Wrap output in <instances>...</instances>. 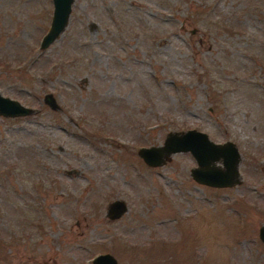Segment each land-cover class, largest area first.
<instances>
[{"label":"rangeland","instance_id":"rangeland-1","mask_svg":"<svg viewBox=\"0 0 264 264\" xmlns=\"http://www.w3.org/2000/svg\"><path fill=\"white\" fill-rule=\"evenodd\" d=\"M52 10L0 0V93L35 109L0 116V264H264V0H73L40 48ZM188 129L235 143L238 182L139 155Z\"/></svg>","mask_w":264,"mask_h":264},{"label":"water","instance_id":"water-1","mask_svg":"<svg viewBox=\"0 0 264 264\" xmlns=\"http://www.w3.org/2000/svg\"><path fill=\"white\" fill-rule=\"evenodd\" d=\"M73 0H52L53 10L49 29L42 36L40 48H45L51 43L66 25ZM35 109L26 106L15 98L0 93V116L21 117L32 114ZM179 151H189L195 158L196 166L190 170L191 177L197 182L214 186L227 187L238 182V163L240 153L234 142L212 141L207 133L196 129L167 134L162 145L140 147L138 153L144 162L151 166L160 165L166 155ZM216 161L221 166L215 164ZM127 210L122 199L111 201L106 210L110 219L120 217ZM259 238L264 243V224L259 227ZM93 264H118L116 258L110 253H100L92 259Z\"/></svg>","mask_w":264,"mask_h":264}]
</instances>
